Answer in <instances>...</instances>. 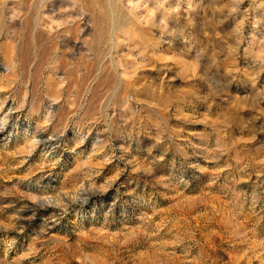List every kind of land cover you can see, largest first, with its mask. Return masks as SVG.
I'll return each instance as SVG.
<instances>
[{
  "label": "rangeland",
  "instance_id": "1",
  "mask_svg": "<svg viewBox=\"0 0 264 264\" xmlns=\"http://www.w3.org/2000/svg\"><path fill=\"white\" fill-rule=\"evenodd\" d=\"M0 264H264V0H0Z\"/></svg>",
  "mask_w": 264,
  "mask_h": 264
}]
</instances>
